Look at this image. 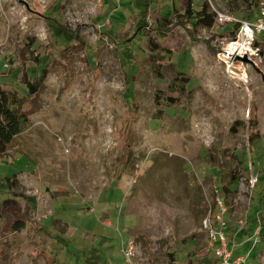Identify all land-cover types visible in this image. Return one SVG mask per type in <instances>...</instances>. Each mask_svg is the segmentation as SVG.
<instances>
[{"label":"rangeland","instance_id":"obj_1","mask_svg":"<svg viewBox=\"0 0 264 264\" xmlns=\"http://www.w3.org/2000/svg\"><path fill=\"white\" fill-rule=\"evenodd\" d=\"M210 3L0 0V86L28 115L0 158V264H126L129 243L135 264L215 262L218 200L264 264V100L211 8L254 22L264 0Z\"/></svg>","mask_w":264,"mask_h":264},{"label":"built area","instance_id":"obj_2","mask_svg":"<svg viewBox=\"0 0 264 264\" xmlns=\"http://www.w3.org/2000/svg\"><path fill=\"white\" fill-rule=\"evenodd\" d=\"M37 2L38 4H43L45 0H32ZM210 3V0H208ZM211 4V3H210ZM214 13V22L216 26L228 25L232 26L239 25V34L240 39L245 46V52L249 58L257 59L260 58L261 48L259 46L253 45L254 35L262 38V42H264V7H260L258 11L257 18L254 22L241 21L236 19L233 15H229L225 12L216 10L214 7H211ZM258 62V61H257ZM256 182V178L253 179L252 183ZM218 208L219 214L221 216L218 217L216 222V227L211 228L209 218L204 220V227L210 229L209 235L212 244L215 245L214 256L218 260L219 264H246L248 261L249 255H234V247L236 245H232L230 240L227 238V222L224 221L223 216L226 213V208L222 202L218 200ZM239 229L243 228L242 221L239 222ZM241 225V226H240ZM234 238V237H233ZM234 243V242H233ZM123 256L125 258L126 264H135V250L132 243H129L123 249Z\"/></svg>","mask_w":264,"mask_h":264},{"label":"trees","instance_id":"obj_3","mask_svg":"<svg viewBox=\"0 0 264 264\" xmlns=\"http://www.w3.org/2000/svg\"><path fill=\"white\" fill-rule=\"evenodd\" d=\"M148 1V0H147ZM150 2V0H149ZM206 4L204 5L200 16H203V18L200 20L205 26H211L213 23V19L206 14ZM191 40L195 41L193 36L190 34ZM47 68H44L41 72V76L44 75V72ZM44 77V76H43ZM28 94H35V87L34 85L26 84ZM24 102V99L19 98L15 93L6 91L1 88L0 86V158L4 156L7 153V150L12 145V143L15 140H19L21 134L27 129L28 127V115L24 113L21 110L22 103ZM253 127H255L253 125ZM258 139L257 134H252L250 137V143H255ZM133 144V138L130 137V139L126 142L123 150V155L120 157L119 163H123L127 155V151L129 147ZM239 164L237 166L236 170L241 169L243 173L245 172L243 168L240 167ZM237 174V173H236ZM233 182H238L239 176L234 174L233 175ZM8 182H10V179H8ZM10 184V183H9ZM223 193L225 195V205L230 206V202L228 201L229 196L232 194L230 192L229 188H223ZM262 196V195H261ZM261 200V197H260ZM264 200V199H262ZM10 201H4L3 206L8 205ZM262 212V210L259 212V214ZM233 225V224H232ZM14 227L19 228L21 227V224L19 222H16L14 224ZM228 227V226H227ZM239 229V227H238ZM235 226H231L228 229V233H232L234 237L238 236L239 234H243L244 232L239 231ZM236 235V236H235ZM235 251V250H234ZM218 263V260L215 258V262L209 261L206 264H214Z\"/></svg>","mask_w":264,"mask_h":264},{"label":"water","instance_id":"obj_4","mask_svg":"<svg viewBox=\"0 0 264 264\" xmlns=\"http://www.w3.org/2000/svg\"><path fill=\"white\" fill-rule=\"evenodd\" d=\"M231 63L235 65L242 64L252 71L259 81L261 98L264 100V69H262L259 63L256 60L249 58L245 52L241 51L236 52L231 57Z\"/></svg>","mask_w":264,"mask_h":264},{"label":"bare ground","instance_id":"obj_5","mask_svg":"<svg viewBox=\"0 0 264 264\" xmlns=\"http://www.w3.org/2000/svg\"><path fill=\"white\" fill-rule=\"evenodd\" d=\"M230 48H229V52L227 53L228 56L232 57L236 52L238 51H245V46H244V43L241 41V40H238V41H233L231 43H229L228 45Z\"/></svg>","mask_w":264,"mask_h":264}]
</instances>
